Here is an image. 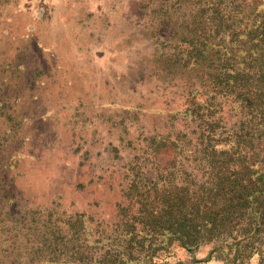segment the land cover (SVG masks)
<instances>
[{"label":"rangeland","instance_id":"1","mask_svg":"<svg viewBox=\"0 0 264 264\" xmlns=\"http://www.w3.org/2000/svg\"><path fill=\"white\" fill-rule=\"evenodd\" d=\"M198 2L0 0V264L98 259L137 196L201 178L210 140L250 132L264 148L260 118L212 90L216 59L187 56ZM154 261L224 264L176 240Z\"/></svg>","mask_w":264,"mask_h":264},{"label":"trees","instance_id":"2","mask_svg":"<svg viewBox=\"0 0 264 264\" xmlns=\"http://www.w3.org/2000/svg\"><path fill=\"white\" fill-rule=\"evenodd\" d=\"M257 1L199 0L197 18L202 20L187 56L195 62L214 57L218 64L206 74L212 90L232 99L248 123L261 127L264 1ZM207 24L211 35L200 34ZM218 106L216 96H210L202 108L214 113ZM200 109L193 104L188 111L192 116ZM257 131L263 139L264 129ZM252 136L234 133L224 150L210 140L200 150L205 160L200 179L185 174L178 184L153 185L136 197V213H123L121 232L108 238L98 259L77 254L71 263L158 264L156 254L176 240L188 250L209 246L210 256L217 255L224 264H249L255 254L258 264H264V148L256 150Z\"/></svg>","mask_w":264,"mask_h":264}]
</instances>
